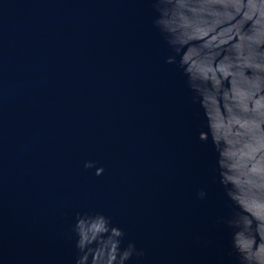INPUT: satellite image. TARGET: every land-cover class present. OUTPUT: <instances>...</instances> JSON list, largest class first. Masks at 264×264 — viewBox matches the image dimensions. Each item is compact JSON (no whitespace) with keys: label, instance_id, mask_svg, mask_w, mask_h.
<instances>
[{"label":"water","instance_id":"water-1","mask_svg":"<svg viewBox=\"0 0 264 264\" xmlns=\"http://www.w3.org/2000/svg\"><path fill=\"white\" fill-rule=\"evenodd\" d=\"M158 16L154 0H0V264H75L77 214L123 230L144 253L128 264H237L219 153ZM231 31L209 40L231 48Z\"/></svg>","mask_w":264,"mask_h":264},{"label":"clouds","instance_id":"clouds-1","mask_svg":"<svg viewBox=\"0 0 264 264\" xmlns=\"http://www.w3.org/2000/svg\"><path fill=\"white\" fill-rule=\"evenodd\" d=\"M154 8V26L174 53L166 63L181 56L193 102L205 111L208 131L199 140L210 135L219 153L220 183L232 204L224 223L236 262L264 264V0H154ZM225 24L232 28L231 48L209 40ZM72 233L75 264H128L144 255L132 243L122 247L126 233L102 214H77Z\"/></svg>","mask_w":264,"mask_h":264}]
</instances>
